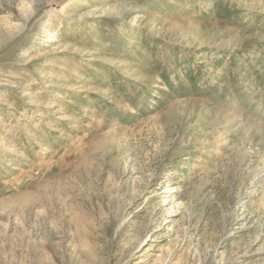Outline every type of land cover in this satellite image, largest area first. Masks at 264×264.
<instances>
[{"label": "rangeland", "instance_id": "374dc122", "mask_svg": "<svg viewBox=\"0 0 264 264\" xmlns=\"http://www.w3.org/2000/svg\"><path fill=\"white\" fill-rule=\"evenodd\" d=\"M0 264H264V0H0Z\"/></svg>", "mask_w": 264, "mask_h": 264}, {"label": "bare ground", "instance_id": "6f19581e", "mask_svg": "<svg viewBox=\"0 0 264 264\" xmlns=\"http://www.w3.org/2000/svg\"><path fill=\"white\" fill-rule=\"evenodd\" d=\"M35 10H36L35 7H34V8H31V7H30V9L28 10L29 13H28V16L26 17V20H28V19H29L34 13H35ZM23 25H25V24H23ZM23 25H22V26H17V27H16L15 34L23 30ZM48 36H51V34H49Z\"/></svg>", "mask_w": 264, "mask_h": 264}]
</instances>
